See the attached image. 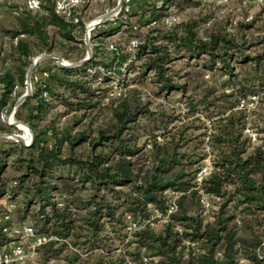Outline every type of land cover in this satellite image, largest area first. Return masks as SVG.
I'll list each match as a JSON object with an SVG mask.
<instances>
[{
	"label": "trees",
	"instance_id": "1",
	"mask_svg": "<svg viewBox=\"0 0 264 264\" xmlns=\"http://www.w3.org/2000/svg\"><path fill=\"white\" fill-rule=\"evenodd\" d=\"M206 1L143 2L145 32L118 17L91 34L82 63L35 64L30 94L13 112L31 141L0 138V198L47 237L21 264H264V34L245 31L255 20L264 29V0L233 27ZM185 8L198 12L181 20ZM13 10L15 27L2 30L11 50L0 45L13 63L0 73V112L21 94L14 89L33 54L54 51L56 39L81 41L83 29L53 0ZM171 14L177 21L164 24ZM123 26L126 45L103 47L101 37ZM148 83L161 98L153 108L141 96ZM250 97L253 106L239 107ZM10 227L9 215L0 218V251L15 239Z\"/></svg>",
	"mask_w": 264,
	"mask_h": 264
},
{
	"label": "rangeland",
	"instance_id": "2",
	"mask_svg": "<svg viewBox=\"0 0 264 264\" xmlns=\"http://www.w3.org/2000/svg\"><path fill=\"white\" fill-rule=\"evenodd\" d=\"M25 0H0V34H1V42L0 45L2 47L3 52L9 51L10 49V39L8 35H5L4 32H2L3 29H12L15 27V17L11 13V10H13L16 6H22L24 5ZM143 2H146V0H133L132 5L130 6V13L129 15H121L119 16L118 13H113L112 15L109 16V19L100 22L98 25H95L91 30H90V24L95 22L96 19H98L97 16L103 14L104 12L110 11L116 4V0H84L83 3L77 8L79 11L78 18L79 22L83 23L86 22L88 25V30L89 35H88V45L90 46V40L89 37L91 36L92 33H96L98 29L102 28H108L110 26H116L118 17L120 20H123V23H128V25H132L138 28L139 32H145L146 30V20L150 14V11L144 10L141 5ZM207 4L210 5L211 8H214V15L217 16L219 19H221L224 16H228L230 25L233 27L237 21H249L258 10L264 5L263 2L259 3L256 2L255 0H243L240 2L239 0H207ZM263 4V5H262ZM141 7V8H140ZM140 8V9H139ZM171 13L175 12L174 9H169ZM198 8H185L181 12H176L177 16L179 19H185L188 14L194 13L197 14ZM175 15V14H174ZM264 17V15H262ZM127 26V25H126ZM254 27L250 30H245L246 34H256V32H259L261 34H264V29L261 30L262 23L259 22V20H255L254 22ZM123 27H120L119 31L113 32L111 34L105 35L101 37V42L103 47L110 49V46H125L126 45V37L127 34L123 32ZM258 28L259 30H257ZM78 40L81 41H76V42H70L67 43L66 41H61L58 43L59 39H56V48L54 51L50 52V54L58 56L62 58L64 61L71 63L72 60H74V57L76 56L78 49L79 50H85L86 46L84 44L83 38H84V27L77 36ZM71 47L75 48L73 51L70 49ZM45 52H35L31 58ZM67 53L69 54V59L66 60L63 58V54ZM48 59H52L53 63L55 64L56 59L51 58V57H46ZM42 58V59H46ZM41 60V59H40ZM39 60V61H40ZM38 61V62H39ZM13 63L9 58L5 59V61H2V55H0V73L5 71L7 67H11ZM28 67V66H27ZM32 72V71H31ZM111 74V73H110ZM214 74V75H213ZM211 75H213L215 78L216 82L219 81L218 78V73L217 72H209V71H203L201 73V76L204 79H208ZM131 76V74H130ZM116 82V81H114ZM30 87H31V74H30ZM152 85L145 84L143 86H140L141 90V96L142 99L148 98V100L151 101L150 107L153 108L156 103L161 101L160 97H153L152 95ZM15 92L22 93L24 91V84L23 85H17V87L14 89ZM18 96L12 94L10 95L9 102L12 101V99L15 101ZM248 103V107L253 106ZM12 107L8 108V106L4 107L1 112H0V124L3 123L5 126L10 127L9 130L5 131H0V133H5L7 137H0L5 140H11L13 141L10 137H8L10 134H20L21 137H23V140L26 142L29 139V136L27 139H25L23 132L18 130L15 126L13 125H8L5 123V120L8 121L10 120V110ZM61 106H55L51 111L50 115H52L55 111H60ZM70 114L67 115V117L60 116L59 121L63 122L66 118H68ZM102 115L96 116L93 119V126L99 122L101 119ZM15 121L16 119L13 118ZM12 120V121H13ZM13 121V122H14ZM84 124V123H83ZM29 135H30V131ZM32 135V133H31ZM21 143V142H20ZM23 144V143H22ZM10 172V171H8ZM8 201L6 197H1L0 198V218L2 213L7 211V206ZM205 219L208 216V211L205 210L203 213ZM9 216H10V221H11V227H10V235L13 236L15 239L10 241L9 244L7 245L6 248H4L2 251L3 254L8 255L6 261H1L4 264H9L10 262H20L22 263L23 260L26 258H32L34 254V248L35 244L31 238H27L20 232V226L23 224H28L29 226L31 225V219L30 216H25L23 219L19 220V216L15 213V207H13L11 210H9ZM19 244V246L23 250L24 256L21 259H13L11 255V248L13 245ZM11 256V257H10ZM11 258V259H8Z\"/></svg>",
	"mask_w": 264,
	"mask_h": 264
},
{
	"label": "built area",
	"instance_id": "3",
	"mask_svg": "<svg viewBox=\"0 0 264 264\" xmlns=\"http://www.w3.org/2000/svg\"><path fill=\"white\" fill-rule=\"evenodd\" d=\"M53 1H54V10L56 13L63 15L65 18H67L68 20H70L73 23L79 22V18H78L79 11L77 10V8L81 5V3L84 2V0H53ZM146 1L154 3V4L160 3V0H146ZM132 3H133V0H121L120 6L118 7V9L115 13L120 12V11L129 12L130 6L132 5ZM24 5L27 9L36 10L39 8V0H25ZM13 13H16V11L13 10ZM97 17H99V16H97ZM177 19L178 18L176 15L171 14V15H168L165 18H163V23L166 25H170V24L176 22ZM86 22L83 23L84 32H86ZM95 22L91 25L90 30L95 25L99 24V23H95ZM153 23H154V21L150 22V24H153ZM90 30L87 31L88 35H89ZM253 99H254V97H250L247 100H240L239 107L248 106V103L250 105H252V102L250 100H253ZM247 132L250 135L251 139L254 140V133H252L248 129H247ZM157 139L160 140V138H157ZM208 168H209L208 161L205 160L204 163L202 164V166L199 168V170L196 173V178H195L196 181H200L201 177L203 175H205V173H207ZM203 205H204L205 209L208 207V201L205 197L203 198ZM12 208H13V205L8 204L7 210L9 211ZM172 208H173V205H170L166 212H169ZM8 215L9 214L7 212H4V213H2L1 218L6 219V218H8ZM132 226H134L133 223H132ZM20 232L24 236H26L27 238H31L35 245L40 244L47 239V237L45 235L34 233L32 227L29 226L28 224H23L22 226H20ZM10 251H11V255H12L13 259H21L24 256L23 250L19 246V244L13 245ZM7 256L8 255H5L2 252H0V262L6 261ZM8 259H11V258H8Z\"/></svg>",
	"mask_w": 264,
	"mask_h": 264
},
{
	"label": "water",
	"instance_id": "4",
	"mask_svg": "<svg viewBox=\"0 0 264 264\" xmlns=\"http://www.w3.org/2000/svg\"><path fill=\"white\" fill-rule=\"evenodd\" d=\"M120 3H121V0H117L115 6L110 11L104 12L103 14L99 15V17L95 23H100V22H103V21L109 19V16L117 11L118 7L120 6ZM83 41H84V44L86 46L85 54H84L83 58H81L80 60H77L76 62L68 63V62L64 61L62 58L55 56V55H52L50 53H41V54L30 59V63H29V65L25 71L24 91L14 101L13 106H12L10 113H9L10 117H13V112H14L15 108L25 99L26 96H28L30 94V91H31L30 74H31V71H32L33 67L35 66V64L42 58L51 57V58L56 59L55 64L58 66L78 65V64L82 63L83 61H85L86 59H88V57L90 56V46L87 43V41H88V32L87 31L84 32ZM15 122H20V121L15 120ZM5 123L8 125H13V126L15 124L13 122H7V120H5ZM20 123L25 125V127L29 130V128L26 124H24L22 122H20ZM0 137H7V135L5 133H0ZM8 137H10L13 141L21 142L23 144H28L31 141L32 135H31V131H30L29 139L26 142L23 140V138L21 137L20 134H14L13 133V134H10Z\"/></svg>",
	"mask_w": 264,
	"mask_h": 264
},
{
	"label": "bare ground",
	"instance_id": "5",
	"mask_svg": "<svg viewBox=\"0 0 264 264\" xmlns=\"http://www.w3.org/2000/svg\"><path fill=\"white\" fill-rule=\"evenodd\" d=\"M97 20V19H96ZM95 20V21H96ZM94 23V22H93ZM93 23H91L90 24V27H91V25L93 24ZM88 24V23H87ZM86 24V31H88V25ZM11 119L9 120L8 119V121L7 122H13L14 120H13V117H10ZM13 120V121H12ZM13 123H15L14 124V126L20 131H22L23 132V134H24V137H25V139H27L28 138V136H29V130L25 127V125H23V124H21L20 122H13ZM23 138V137H22Z\"/></svg>",
	"mask_w": 264,
	"mask_h": 264
}]
</instances>
